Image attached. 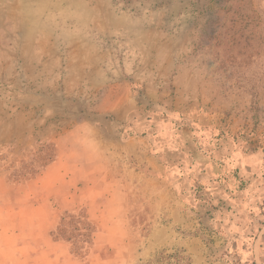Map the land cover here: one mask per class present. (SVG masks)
<instances>
[{
	"label": "rangeland",
	"instance_id": "1",
	"mask_svg": "<svg viewBox=\"0 0 264 264\" xmlns=\"http://www.w3.org/2000/svg\"><path fill=\"white\" fill-rule=\"evenodd\" d=\"M0 264H264V0H0Z\"/></svg>",
	"mask_w": 264,
	"mask_h": 264
}]
</instances>
